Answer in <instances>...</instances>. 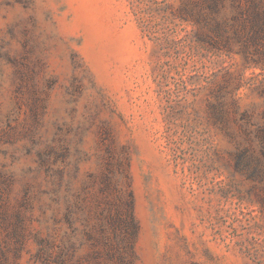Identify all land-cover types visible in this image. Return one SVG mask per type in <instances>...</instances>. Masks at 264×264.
I'll use <instances>...</instances> for the list:
<instances>
[{
	"label": "rangeland",
	"instance_id": "rangeland-1",
	"mask_svg": "<svg viewBox=\"0 0 264 264\" xmlns=\"http://www.w3.org/2000/svg\"><path fill=\"white\" fill-rule=\"evenodd\" d=\"M207 1L0 0V264H264V0Z\"/></svg>",
	"mask_w": 264,
	"mask_h": 264
},
{
	"label": "trees",
	"instance_id": "trees-1",
	"mask_svg": "<svg viewBox=\"0 0 264 264\" xmlns=\"http://www.w3.org/2000/svg\"><path fill=\"white\" fill-rule=\"evenodd\" d=\"M207 7H208L209 9H211V10H215V9H216L215 5L211 3V0H208V1H207ZM181 15H182L183 18H185V19H189V18H188V15H191V16H192L193 13L190 12V11H188L187 14H186V16H184L183 14H181ZM195 20H196L197 22H203V23L206 24V25H208V23H209V22H208V15H207L205 12L199 13L198 16H197V18H195ZM215 29H216V31H217L218 28L216 27ZM200 40H201V41H204V40H205V37H204L203 34L200 35ZM241 163H243L242 155H239V156L237 157V166H240Z\"/></svg>",
	"mask_w": 264,
	"mask_h": 264
}]
</instances>
